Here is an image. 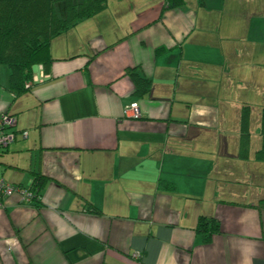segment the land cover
I'll return each instance as SVG.
<instances>
[{
  "label": "crops",
  "instance_id": "crops-1",
  "mask_svg": "<svg viewBox=\"0 0 264 264\" xmlns=\"http://www.w3.org/2000/svg\"><path fill=\"white\" fill-rule=\"evenodd\" d=\"M165 2L106 0L19 96L0 66V179H43L0 199V264H264V0Z\"/></svg>",
  "mask_w": 264,
  "mask_h": 264
},
{
  "label": "trees",
  "instance_id": "trees-1",
  "mask_svg": "<svg viewBox=\"0 0 264 264\" xmlns=\"http://www.w3.org/2000/svg\"><path fill=\"white\" fill-rule=\"evenodd\" d=\"M181 5L182 0L165 2L166 9ZM105 7L106 0H0V66L9 71V92L19 96L31 90L34 69H44L52 61L49 53L51 40L100 13ZM131 76L134 78V75ZM136 81L144 82V86L148 83L143 79ZM144 86L137 92H146ZM10 129L6 132L11 133ZM12 134L16 138L15 133ZM4 149H0V153ZM42 181L37 176L33 188L28 189L33 193V203L38 198L36 189L41 188ZM196 231L203 243H208L212 235L219 231V224L213 219L201 218Z\"/></svg>",
  "mask_w": 264,
  "mask_h": 264
},
{
  "label": "built area",
  "instance_id": "built-area-1",
  "mask_svg": "<svg viewBox=\"0 0 264 264\" xmlns=\"http://www.w3.org/2000/svg\"><path fill=\"white\" fill-rule=\"evenodd\" d=\"M37 79H35V82ZM128 109L132 111L134 118L139 117V112L136 104H131ZM13 118L6 114L0 115V149L6 148L13 142L15 136L12 133L6 132L7 129L12 128ZM24 136L26 133H23ZM16 195L19 197L20 202L23 204L33 203V193L28 189L21 188L19 186H12L0 179V199H6L10 196Z\"/></svg>",
  "mask_w": 264,
  "mask_h": 264
},
{
  "label": "rangeland",
  "instance_id": "rangeland-1",
  "mask_svg": "<svg viewBox=\"0 0 264 264\" xmlns=\"http://www.w3.org/2000/svg\"><path fill=\"white\" fill-rule=\"evenodd\" d=\"M2 69H7L5 66H2ZM7 115V114H6Z\"/></svg>",
  "mask_w": 264,
  "mask_h": 264
}]
</instances>
